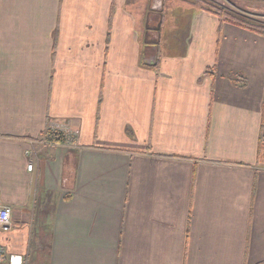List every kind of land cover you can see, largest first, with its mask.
I'll list each match as a JSON object with an SVG mask.
<instances>
[{"label":"crops","instance_id":"crops-1","mask_svg":"<svg viewBox=\"0 0 264 264\" xmlns=\"http://www.w3.org/2000/svg\"><path fill=\"white\" fill-rule=\"evenodd\" d=\"M150 2L0 0V241L24 264H264V36Z\"/></svg>","mask_w":264,"mask_h":264},{"label":"rangeland","instance_id":"rangeland-1","mask_svg":"<svg viewBox=\"0 0 264 264\" xmlns=\"http://www.w3.org/2000/svg\"><path fill=\"white\" fill-rule=\"evenodd\" d=\"M156 0H151L149 7H147V13L149 15H153L155 13H158V10H153L154 8V2ZM168 5L173 4H185V3H193L194 5L199 4V0L193 1V0H164ZM207 2L211 4H215L218 6H221L225 9L230 10L231 12L237 14L240 16V18H244L245 20H248V22L252 25L256 24H264V0H206ZM164 12H161V16ZM168 15V11L166 12ZM152 29V28H150ZM147 30L150 32L149 28ZM148 32V33H149ZM38 150V148L36 149ZM39 198V202L35 204V207L31 208L32 212L36 214L37 212L40 213L41 208L43 207V204ZM33 214V215H34ZM42 216H39V223L38 227L42 226L41 223L46 221V225L48 222V218H45L44 221H42Z\"/></svg>","mask_w":264,"mask_h":264},{"label":"trees","instance_id":"trees-1","mask_svg":"<svg viewBox=\"0 0 264 264\" xmlns=\"http://www.w3.org/2000/svg\"><path fill=\"white\" fill-rule=\"evenodd\" d=\"M196 1V0H193ZM199 5L200 8L205 10L206 12H209L213 15H215L220 24L226 22V23H231L237 26H240L242 28L248 29L256 34L262 35L264 36V24H256V25H252L248 22V20H245L244 18H240V16H238L237 14L231 12L228 9H225L221 6L215 5V4H211L209 2H207L206 0H199ZM231 79L234 80L236 79V76H231ZM243 85V84H241ZM46 137L48 140H56V141H60V134H55L50 133V132H46ZM263 143L262 139H261V144ZM260 148V145H259ZM52 213V208L49 207L45 210L44 212V218H48L50 217Z\"/></svg>","mask_w":264,"mask_h":264},{"label":"built area","instance_id":"built-area-1","mask_svg":"<svg viewBox=\"0 0 264 264\" xmlns=\"http://www.w3.org/2000/svg\"><path fill=\"white\" fill-rule=\"evenodd\" d=\"M47 132L66 135L69 131L64 126H54ZM32 169V164H27V170ZM12 229L11 207L0 202V238L3 234H7ZM0 264H24V258L21 254H11L1 244L0 241Z\"/></svg>","mask_w":264,"mask_h":264}]
</instances>
